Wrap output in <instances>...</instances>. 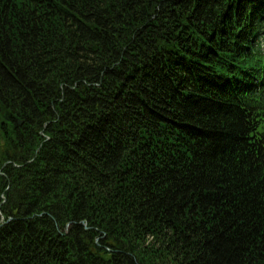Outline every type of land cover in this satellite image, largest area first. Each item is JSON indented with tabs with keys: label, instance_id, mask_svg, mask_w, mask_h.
Instances as JSON below:
<instances>
[{
	"label": "trees",
	"instance_id": "1",
	"mask_svg": "<svg viewBox=\"0 0 264 264\" xmlns=\"http://www.w3.org/2000/svg\"><path fill=\"white\" fill-rule=\"evenodd\" d=\"M264 0H0V264H264Z\"/></svg>",
	"mask_w": 264,
	"mask_h": 264
},
{
	"label": "rangeland",
	"instance_id": "2",
	"mask_svg": "<svg viewBox=\"0 0 264 264\" xmlns=\"http://www.w3.org/2000/svg\"><path fill=\"white\" fill-rule=\"evenodd\" d=\"M263 128H264V124H263Z\"/></svg>",
	"mask_w": 264,
	"mask_h": 264
}]
</instances>
